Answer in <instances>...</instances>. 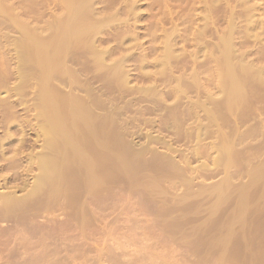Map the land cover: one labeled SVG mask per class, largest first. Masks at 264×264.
Here are the masks:
<instances>
[{
	"label": "rangeland",
	"instance_id": "rangeland-1",
	"mask_svg": "<svg viewBox=\"0 0 264 264\" xmlns=\"http://www.w3.org/2000/svg\"><path fill=\"white\" fill-rule=\"evenodd\" d=\"M66 1L64 0L66 2L64 4L61 0H0V83L2 84L0 97L4 96L2 99L5 101L6 98L10 99L9 103L6 101V107L3 105L6 103L4 101L0 105V194H15L19 198L24 196L33 183L34 176L39 173L37 164L40 165L42 158L46 161H51L50 158L55 159V162L57 159L59 162L61 161L60 168L55 170L52 175L53 183L42 184L43 187H40L39 193L38 190L36 191L37 195L34 193V200L23 202V204L18 203V205L17 203H8L5 198L3 201L6 202L1 199L0 203H4L1 205L5 207L0 205V209H5L10 204V208L19 206L18 208L22 211L17 212L18 215L11 214V217L10 215L9 217H0V264H264V136H262L264 135V88H262L264 87V29H261V27L264 28V0H94L93 4L97 2L94 8L93 5L85 4V2L88 4V0L85 2L82 0L83 3H80L83 4L82 7L84 5L91 6L92 10L95 9L94 11L99 13L95 12L99 21L93 20L92 24L82 18L87 12H83V15L79 13L81 17L78 12L77 15H74V7H77L74 2L81 1ZM68 1H73V3L71 2L72 7ZM90 2L92 1L89 0V4ZM126 2H129L128 5ZM130 3L134 5V10L130 13L122 12V8L125 9L126 5L130 6ZM65 5L66 7H64ZM105 5L106 7H104ZM87 10L91 9L87 8ZM115 12L116 16L113 15L109 18V14ZM90 13L88 12V14ZM207 13L208 15H206ZM246 14L251 15L250 20L248 17L249 21L247 19L244 21V18H247ZM72 15L73 18L77 17L72 19ZM96 15L93 14L94 19H97ZM129 15L132 16V20ZM92 18L89 19L92 20ZM104 18H109L104 22H107L108 26L101 22L104 27L100 25L102 28L99 27L101 29H97L98 32H96L97 24L94 23H100V21H104ZM2 20L4 21L2 22ZM77 21H84L88 27L93 28L92 31L89 28L86 29L87 26L84 22L83 26L86 27L83 28L81 23L78 31L77 26L80 24ZM250 21H256L251 31L254 35L250 31L247 32L248 35L244 32V27ZM12 22L13 24H11ZM64 22L65 24L67 22V25ZM68 23H71L69 29L67 28ZM73 24L77 25L73 27L76 30L70 28ZM105 27L107 28L105 29ZM82 28L83 34L81 35ZM85 29H89L88 32L90 31L91 36L93 35L92 37L95 38H92L96 42L95 44L89 42L91 36L85 32ZM71 30L77 31L78 34L75 32L72 37L70 33L74 31ZM68 31L70 32L65 34V36L68 34L65 37L66 40L69 39L68 43H64L66 41L64 37L63 42L59 41L61 40L60 34ZM69 35L71 38L68 37ZM14 38L21 41L17 39L15 41ZM24 39L26 41L23 42ZM55 39L56 42L53 43ZM253 39L255 40L253 41ZM13 40L14 44L17 41H19L17 44H23H18L20 46L17 45L16 49ZM167 40L171 44L167 45ZM223 40L226 41L221 42ZM32 41H35L37 50ZM27 42H30V45ZM57 42L62 43L58 45ZM225 44L227 46H224ZM92 46L97 48L94 47L96 55L93 54L94 50L91 51ZM230 46L235 50L233 48L228 50ZM164 47L170 48L168 51H173V55L171 52H167ZM4 48L5 50H3ZM14 48L16 51L12 50ZM40 48L45 49V59H48L50 63L53 57V60H57L58 64L55 62L56 60L54 61L57 66L53 62L54 65L53 63L49 64L51 67H47V65L43 68L36 63L34 57ZM98 48L102 51L100 52ZM30 50H34L33 53ZM43 50L39 52L41 53ZM13 51L15 54L18 52L19 58L24 56L20 60ZM9 52L11 53L9 54ZM103 52H105L103 54L105 61L98 56ZM106 53L109 55L107 56ZM165 53L167 54L166 59H164ZM198 54L199 56H197ZM61 58L62 62L64 61L62 64H60ZM98 58L103 62H99ZM33 59H35L34 62ZM120 59L123 61L121 60L119 63ZM116 61L119 66H122L123 75L116 70L119 67ZM101 63L104 66L100 67ZM113 63L116 66V72L111 70L115 66L110 68ZM33 65L38 69L35 67L33 69ZM52 65L55 67L53 68ZM223 66L224 69H222ZM226 68L229 70L227 71ZM118 70L120 71V69ZM15 72L22 74L20 77L22 83L19 82L20 75H15L17 74ZM55 72L56 74H53ZM45 74L48 75L45 76ZM247 74L250 76V80L246 76ZM230 75H233L235 82L242 88L239 94L243 93L244 95L238 96L237 92H232L233 96L230 95L229 89L232 88ZM42 76L47 77V80L50 77V83H53L46 84L49 81ZM257 78L261 82H257ZM252 79H254L253 82ZM41 80L46 83L43 84ZM4 81L6 82L4 83ZM178 81L179 83H177ZM180 83L181 86L178 85ZM43 85L51 86L52 89L50 87L49 90L51 92L48 93L49 87L47 89ZM27 87L28 89H26ZM43 88L47 93L45 90L43 91ZM5 90L6 93L8 90L10 92L8 91L6 95ZM8 94L11 98L14 95L15 97L11 99L7 97ZM16 94L18 95L16 96ZM21 95L22 98L19 99ZM229 96L233 99H231L232 101ZM241 97L244 98L240 99ZM45 98L48 101L51 100L49 101L52 104L51 107H56V99L59 102L58 107L64 105V108L59 107V109L62 108L60 110L54 108L59 111L54 110L58 114L54 113L58 116L57 120L54 115V119L59 121L56 123L66 124L65 126H68V129H72L73 132L77 130L75 134L79 133L78 130L83 131V133L80 132L83 141L78 137L80 133L76 135L77 137L71 132L69 133L74 135H68L70 139L74 136L75 140L72 139L75 141H73L74 144L79 145H74L70 139L66 141L67 143L64 141V146H61L57 141L51 142L52 144L55 142L59 149L68 147L60 150L66 153L62 152V156L65 154L66 157L68 154L69 157H61V151L58 147L56 149V146L54 149V145L52 146L50 141L53 148H49L48 140L45 137L42 138L43 134L41 136L39 133L43 126L47 125L44 123H48L44 119L46 116H43L46 111L43 110V107L46 109L47 103H49ZM17 99L18 101H16ZM228 100L230 105L226 102ZM52 102H56V104ZM10 103L11 105L14 103L15 106H10ZM74 103L78 107L80 106L78 108L80 110ZM7 105L12 109V113L7 109ZM190 106L195 107L191 108ZM232 106H235L236 109ZM2 107H4L3 110ZM5 108L15 117L10 118L12 115L8 117ZM72 108L73 110L77 109L76 116L79 120L76 119L77 117L73 119L75 110H69ZM199 108L201 109L199 110ZM232 109L233 111H231ZM61 110L63 112L65 110V112L63 113ZM69 113H73V116L71 114L69 116ZM81 114L88 115L86 117L84 115L82 118ZM203 114H207L206 117L210 118L204 119ZM88 122L89 125L91 124L92 131L88 128ZM165 123L168 124L165 125ZM7 124L9 125L7 126ZM78 124L80 125L78 126ZM169 124L171 125L168 126ZM60 126L63 127L62 124ZM188 128L191 130L188 131ZM187 132H193L192 136L186 135ZM86 133L88 136L83 137V134ZM222 136L223 138H221ZM86 138L89 142L85 140ZM90 141L93 142L90 143ZM262 143L263 145H261ZM88 149H92V151ZM74 150L77 151H75L76 154L82 151L81 153L85 155L80 158V153L76 156ZM223 150H228L229 153L226 152V155ZM46 155L50 158H47ZM95 156L97 158L94 159ZM2 157L5 159L4 161ZM31 158L32 173L25 174L22 167H26L27 161ZM70 159H73L71 160L73 163ZM225 160L226 162H224ZM120 161L124 164L123 166L119 164ZM77 163L82 164L77 166ZM167 163L174 168L171 169ZM56 165L58 163L55 164V167ZM82 165H84L83 168ZM260 166L261 168L263 166V173L259 170ZM85 170L87 174H85ZM82 171L84 172L83 176H81ZM91 179L96 184L92 183ZM68 186L70 187L68 188ZM92 186L95 188H91ZM11 200L9 201L13 202ZM6 203L8 204L6 205ZM12 204H16V206Z\"/></svg>",
	"mask_w": 264,
	"mask_h": 264
},
{
	"label": "bare ground",
	"instance_id": "bare-ground-1",
	"mask_svg": "<svg viewBox=\"0 0 264 264\" xmlns=\"http://www.w3.org/2000/svg\"><path fill=\"white\" fill-rule=\"evenodd\" d=\"M62 1L64 2V0H61V2H62ZM65 1H66V0H65ZM75 1H76V0H75ZM79 1H81V2H79V3H78V1L74 2V4L77 5V7L74 5V6H75V7H74V8H75V10H74L75 13H74V15H75V14L77 15V12H78V14L81 13L82 15H83V12H85V13L87 12V14H86L87 16L85 15V17H84V15H83V17H82V18H84V21H86L87 23H88V21H90V23H91L93 20H94V21H95V20L97 21L99 17H97L98 15H96V13H98V12L94 11L95 9L92 10L97 2H96L95 4H93V3H94V2H93L94 0H90V1H92V2H90V4H89V0H88V1H87L88 4H87V3L85 2V0H83V2H85L86 5H91V6L93 5V8H92L91 6L86 7V6L84 5V6L86 7V10H85V7H84V6L82 7L83 4H80V3H83L82 0H79ZM95 1H97V0H95ZM98 1H99V0H98ZM116 1H117V0H116ZM66 2H67V1H66ZM66 2H64V4H65ZM71 2L73 3V1H70V2L68 1V3H70V5H71V7H72ZM101 2H102V1H101ZM130 2H131V1H130ZM197 2H198V1H197ZM76 3H77V4H76ZM104 3H105V2H104ZM107 3H108V2H107ZM115 3H117V2H115ZM119 3H120V2H119ZM119 3H117V4H119ZM126 3H127V5H128L129 2H126ZM132 3H133V1H132ZM132 3H130V4H131L130 6H127V5H126V6H125V9L122 8L123 11H122V9H121V11H122V12H125V13H126V12H128V13L132 12V11L134 10V5H133ZM208 3H209V2H208ZM219 3H220V2H219ZM228 3H229V2H228ZM236 3H237V2H236ZM243 3L245 4V2H243ZM243 3H242V5H243ZM61 4H62V3H61ZM121 4H122V3H121ZM121 4H120V5H121ZM10 5H11V4H10ZM62 5H63V4H62ZM113 5H114V4H113ZM252 5H253V4H252ZM6 6H7V5H6ZM6 6H5V7H6ZM67 6H68V5H67ZM96 6H97V5H96ZM108 6H109V5H108ZM110 6L112 7V5H110ZM114 6H115V5H114ZM203 6H204V5H203ZM235 6H236V5H235ZM249 6H250V5H249ZM253 6H255V5H253ZM256 6H257V5H256ZM64 7H66V5H65ZM68 7H70V6H68ZM68 7H67V8H68ZM97 7H98V6H97ZM97 7H96V8H97ZM104 7H106V5H105ZM208 7H209V6H208ZM213 7H214V6H213ZM223 7H224V6H223ZM244 7H246V6H244ZM67 8H66V9H67ZM87 8H88V9L90 8L91 10H87ZM101 8H102V7H101ZM101 8H100V9H101ZM112 8L114 9V7H112ZM118 8H120V7L118 6ZM118 8H117V9H118ZM260 8H261V7H260ZM63 9H64V8H63ZM71 9H73V8H71ZM102 9H103V8H102ZM117 9H116V10H117ZM61 10H62V9H61ZM96 10H97V9H96ZM107 10H108V9H107ZM110 10H111V9H110ZM230 10H231V9H230ZM243 10H244V9H243ZM260 10H261V9H260ZM2 11H3V10H2ZM117 11H118V10H117ZM225 11H226V9H225ZM238 11H239V10H238ZM88 12H89V13L91 12L92 14H91V13L88 14ZM95 12H96V13H95ZM102 12H103V11H102ZM106 12H108V11H106ZM111 12H112V11H111ZM244 12L246 13V11H244ZM85 13H84V14H85ZM100 13H101V12H100ZM112 13H113V12H112ZM112 13H111V14H112ZM125 13H123V14H125ZM133 13H135V12H133ZM133 13H132V15H133ZM136 13H137V12H136ZM241 13H242V12H241ZM72 14H73V13H72ZM93 14L96 15L97 19H94L95 16H93ZM98 14H99V13H98ZM107 14H108V13H107ZM111 14H109V15H110L109 18H111L113 15L116 16V15H115L116 12H115L114 14H112V15H111ZM242 14H243V13H242ZM79 15H80V14H79ZM79 15H78V16H79ZM88 15H89L91 18L93 17L92 20L89 19L90 17H89ZM91 15H92V16H91ZM136 15H137V14H136ZM206 15H208V13H207ZM65 16H66V14H65ZM65 16H64V17H65ZM120 16H121V15H120ZM123 16H124V15H123ZM129 16H130V15H129ZM226 16H228V15H226ZM244 16H245V15H244ZM246 16H247V18H244V21H246V19H247V21H249L251 15H249V14L247 15V14H246ZM246 16H245V17H246ZM66 17H67V16H66ZM75 17H77V16H74V18H75ZM79 17H81V15H80ZM87 17H88L89 20H88V19L85 20V18H87ZM103 17H104V16H103ZM103 17H102V18H103ZM107 17H108V16H107ZM131 17H132V16H130V18H131ZM135 17H136V16H135ZM140 17H141V16H140ZM203 17H204V16H203ZM205 17H206V16H205ZM241 17H242V16H241ZM248 17H249V20H248ZM1 18H2V17H1ZM70 18H71V16H70ZM74 18H73V15H72V19H74ZM82 18H81V21H82ZM109 18H108V19H109ZM121 18H123V17H121ZM208 18H209V17H208ZM257 18H258V17H257ZM259 18H261V17H259ZM259 18H258V19H259ZM77 19H78V18H77ZM108 19H105V18H104V21H103L102 19H100V20H102V21H100V23H99V22H98V23H97V22L94 23V24H97V28H96V30L99 29V27H101L100 25H102V27H104L103 24H105L106 26H108V25L106 24L107 22L104 23L105 20L108 21ZM119 19H120V18H119ZM134 19H135V18H134ZM204 19H206V18H204ZM239 19H240V18H239ZM242 19H243V18H242ZM63 20H64V19H63ZM113 20H114V19H113ZM126 20H127V19H126ZM128 20H130V19H128ZM131 20H132V18H131ZM233 20H234V19H233ZM240 20H241V19H240ZM3 21H4V20H2V22H3ZM64 21H65V20H64ZM81 21H79V22L77 21V23L80 24V25L77 26L76 24H73V26L70 27V28L74 29L73 27H74V25H75V26H77V29H78L79 26L81 27V23H82V26L86 24L84 21H83V22H84L85 24H84L83 22H81ZM98 21H99V20H98ZM109 21H110V20H109ZM111 21H112V20H111ZM115 21H116V20H115ZM134 21H135V20H134ZM203 21H204V20H203ZM206 21H207V20H206ZM2 22H1V23H2ZM13 22H15V21H13ZM13 22H12L11 24H13ZM18 22H19V21H18ZM101 22H103V24H102ZM112 22H114V21H112ZM121 22H122V20H121ZM126 22H128V21H126ZM135 22H136V21H135ZM185 22H186V21H185ZM201 22H202V21H201ZM261 22H262V21H261ZM6 23H7V22H6ZM75 23H76V22H75ZM90 23H89V26H90ZM92 23H93V22H92ZM92 23H91V24H92ZM123 23H124V21H123ZM180 23H181V22H180ZM227 23H228V22H227ZM234 23H235V22H234ZM4 24H5V23H4ZM9 24H10V23H9ZM64 24H65V22H64ZM70 24H71V23H68V27H67L68 29H69V25H70ZM98 24H99V26H98ZM108 24H109V23H108ZM116 24H117V23H116ZM120 24H121V23H120ZM129 24H130V23H129ZM205 24H207V23H205ZM255 24H256V21H255V22H254V21H250V22H248L247 26L244 27V28H245V31H244V32H245L246 34H247V32H249V31L251 32V31L253 30ZM262 24H263V22H262ZM18 25H19V24H18ZM20 25H21V24H20ZM65 25H67V22H66ZM130 25H131V24H130ZM183 25H184V24H183ZM199 25H200V24H199ZM233 25H234V24H233ZM6 26H7V25H6ZM86 26H87V24H86ZM86 26H85V27H86ZM92 26H93V25H92ZM92 26H91V27H92ZM124 26H125V25H124ZM159 26H160V25H159ZM159 26H157V27H159ZM203 26H204V25H203ZM229 26H230V25H229ZM244 26H245V24H244ZM257 26H258V24H257ZM261 26H262V25H261ZM13 27H14V25H13ZM19 27H20V26H19ZM55 27H56V26H55ZM63 27H65V26H63ZM80 27H79V28H80ZM85 27L83 26V28H85ZM93 27H94V26H93ZM102 27H101V28H102ZM133 27H134V26H133ZM205 27H206V26H205ZM230 27H231V26H230ZM238 27H239V26H238ZM5 28H6V27H5ZM7 28H8V27H7ZM10 28H12V27H10ZM14 28H16V26H15ZM67 28H66V29H67ZM83 28H82V30L80 31L81 35L83 34ZM87 28H89L90 31H92L91 29H93V28H90V27H88V26L86 27V29H87ZM101 28H100V29H101ZM106 28H107V27H105V29H106ZM116 28H117V27H116ZM231 28H232V27H231ZM68 29H67V30H68ZM86 29H85V30H86ZM89 29H88V30H89ZM94 29H95V27H94ZM100 29H99V30H100ZM108 29H109V28H108ZM126 29H127V28H126ZM158 29H159V28H158ZM227 29H228V28H227ZM238 29L240 30L241 28H238ZM261 29H264V28L261 27ZM16 30H17V29H16ZM18 30H20V29H18ZM74 30H76V29H74ZM74 30H71V31H74ZM88 30H86L85 32H88ZM131 30H132V28H131ZM183 30H184V29H183ZM185 30H186V29H185ZM205 30H206V29H205ZM233 30H234V29H233ZM11 31H12V30H11ZM62 31H63V30H62ZM78 31H79V29H78ZM90 31H89V32H90ZM114 31H115V30H114ZM171 31H172V30H171ZM208 31H209V30H208ZM241 31H243V30H241ZM256 31H257V30H256ZM256 31H255V32H256ZM69 32H70V31H68V32H63L62 34H60V35H61V36H60V37H61V38H60L61 40H59V41H62V40H63V37H64V40H66L65 37H66L68 34H67L66 36H65V34H66V33H69ZM75 32L77 33V31H74V32L70 33V35L75 34ZM85 32H84V33H85ZM89 32H88V34L91 33V32H90V33H89ZM96 32H98V30H97ZM104 32H105V31H104ZM123 32H125V31L123 30ZM172 32H173V31H172ZM175 32H176V31H175ZM196 32H197V31H196ZM200 32H202V31H200ZM244 32H243V33H244ZM253 32H254V31H253ZM19 33H20V32H19ZM30 33H31V32H30ZM185 33H186V32H185ZM232 33H233V32H232ZM251 33H252V32H251ZM6 34H7V33H6ZM21 34H22V33H21ZM21 34H20V35H21ZM26 34H27V33H26ZM77 34H78V33H77ZM93 34H94V36L96 37L95 33H93ZM99 34H100V33H99ZM99 34H98V35H99ZM162 34H163V32H162ZM168 34H169V33H168ZM203 34H204V33H203ZM208 34H209V33H208ZM248 34H249V33H248ZM248 34H247V35H248ZM252 34L254 35V33H252ZM256 34H257V36H258V33H256ZM22 35H23V34H22ZM24 35H25V34H24ZM70 35H69L68 37H70ZM102 35H103V34H102ZM124 35H125V33H124ZM192 35H194V34H192ZM204 35H205V34H204ZM206 35H207V34H206ZM77 36H78V35H77ZM85 36H87V35L85 34ZM89 36H91V34H90ZM89 36H88V37H89ZM92 36H93V35H92ZM92 36L89 37V39H91V41H89V42H91V44H93V43L95 44L96 42L92 40V38H93V39H95V38L92 37ZM121 36H122V35H121ZM126 36H127V34H126ZM167 36H168V35H167ZM199 36H200V33H199L198 37H199ZM202 36H203V35H202ZM202 36H201V37H202ZM225 36H226V35H225ZM255 36H256V35H255ZM25 37H27V36L25 35ZM25 37H24V38H25ZM35 37H36V35H35ZM35 37H33V38H35ZM72 37H73V35H72ZM75 37H76V36H75ZM79 37H80V34H79ZM81 37H82V36H81ZM124 37H125V36H124ZM191 37H192V36H191ZM196 37H197V36H196ZM203 37H204V36H203ZM228 37H229V36H228ZM20 38H21V37H20ZM31 38H32V37H31ZM31 38H29L30 41H31ZM43 38H44V37H43ZM70 38H71V37H70ZM76 38L78 39V37H76ZM163 38H164V37H163ZM170 38H172V37H170ZM180 38H181V37H180ZM182 38H183V37H182ZM231 38H232V37H231ZM255 38H257V37H255ZM260 38H261V37H260ZM6 39H7V38H6ZM6 39H5V40H6ZM14 39H15V41H16L17 38H14ZM37 39H38V38H37ZM41 39H42V38H41ZM48 39H49V38H48ZM74 39H75V38H74ZM79 39H80V38H79ZM82 39H83V38H82ZM89 39H88V40H89ZM123 39H124V38H123ZM134 39H136V38H134ZM191 39H192V38H191ZM221 39H222V38H221ZM221 39H220V40H221ZM234 39H235V37H234ZM17 40H19V39H17ZM39 40H40V39H39ZM169 40H170V39H169ZM193 40H194V39H193ZM228 40H229V39H228ZM254 40H255V39H253V41H254ZM15 41H14V40L12 41L13 44L15 43ZM19 41H21V40H19ZM19 41H17V42H19ZM22 41L24 42V41H26V40L24 39V40H22ZM44 41H45V40H44ZM50 41H52V40H50ZM68 41H69V39H67L66 41H64V43H66V42L68 43ZM84 41H85V40H84ZM130 41H131V40H130ZM184 41H185V40H184ZM198 41H199V40H198ZM225 41H226V40H225ZM225 41L223 40V41H221V42H225ZM229 41H230V40H229ZM256 41H257V40H256ZM9 42H10V40H9ZM17 42H16V44H14L15 48H16V46H17L18 44H21V43H18V44H17ZM32 42H33V43H32ZM32 42H31V43L34 44L35 41H32ZM38 42H39V41H38ZM41 42L43 43V39L41 40ZM54 42H56V39H55V41H53V43H54ZM62 42H63V41H62ZM62 42H61V43H62ZM80 42H83V41L80 40ZM92 42H93V43H92ZM99 42H100V41H99ZM133 42H134V41H133ZM137 42H139V41H137ZM165 42H166V41H165ZM178 42H179V41H178ZM199 42H200V41H199ZM217 42H218V41H217ZM227 42H228V41H227ZM232 42H233V41H232ZM257 42H258V41H257ZM260 42H261V41H260ZM27 43H28V42H27ZM27 43H24V44L27 45ZM44 43H45V42H44ZM48 43H49V41H48ZM48 43H47V44H48ZM61 43L57 42L58 45L61 44ZM73 43H75V41H73ZM166 43H167V45H168V43H170V42H168V40H167ZM166 43H164L165 46H167ZM174 43H175V42H174ZM228 43H229V42H228ZM22 44H23V43H22ZM22 44H21V45H22ZM36 44H37V42H36ZM47 44H46V45H47ZM55 44H56V43H55ZM55 44H54V46H56ZM84 44H85V43H84ZM88 44H90V43H88ZM170 44H171V43H170ZM175 44H176V43H175ZM182 44H183V43H182ZM191 44H193V43H191ZM239 44H241V43H239ZM28 45H30V42L28 43ZM38 45H39V43H38ZM41 45H42V44H41ZM44 45H45V44H44ZM49 45H50V43H49ZM51 45H52V44H51ZM63 45H64V44H63ZM82 45H83V44H82ZM98 45H99V44H98ZM119 45H120V44H119ZM128 45H129V44H128ZM132 45H133V43H132ZM193 45H194V44H193ZM195 45H196V43H195ZM198 45H199V44H198ZM221 45H222V44H221ZM14 46H13V47H14ZM19 46H20V45H18V47H19ZM34 46H35V44H34ZM54 46H53V47H54ZM71 46H72V44H71ZM90 46H91V45H90ZM90 46H89V47H90ZM170 46H171V45H170ZM175 46H176V45H175ZM175 46H174V47H175ZM191 46H192V45H191ZM200 46H202V45H200ZM224 46H227V44H225ZM228 46H229V44H228ZM11 47H12V46H11ZM13 47H12V48H13ZM35 47H36V50H37L38 47H37V46H35ZM49 47H51V46H49ZM53 47H52V49H53ZM67 47H68V46H67ZM69 47H70V46H69ZM73 47H74V46H73ZM92 47H93V46H92ZM94 47H95V46H94ZM94 47L92 48L91 51L94 50ZM98 47H99V46H98ZM120 47H121V45H120ZM124 47H125V46H124ZM128 47H130V46H128ZM167 47H168V46H167ZM167 47H164V49H165V48L167 49ZM171 47H172V46H171ZM196 47H197V46H196ZM222 47H223V46H222ZM5 48H7V47H5ZM5 48H4L3 50H5ZM15 48L12 49V50H15ZM43 48H44V46H43ZM43 48H42V49L40 48V50H43ZM76 48H78V47H76ZM90 48H91V47H90ZM122 48H123V47H122ZM194 48H195V47H194ZM198 48H199V47H198ZM204 48H205V47H204ZM206 48H207V47H206ZM210 48H211V47H210ZM210 48H209V49H210ZM223 48H224V47H223ZM227 48H228V47H227ZM230 48H233V49H234V47H231V46H230V47L228 48V50H232V49H230ZM236 48H237V47H236ZM16 49H17V48H16ZM26 49H27V48H26ZM31 49H32V48H31ZM62 49H64V48H62ZM69 49H71V48H69ZM95 49H97V48L95 47ZM123 49H124V48H123ZM126 49H127V48H126ZM181 49H182V48H181ZM183 49H184V48H183ZM200 49H201V48H200ZM224 49H226V48H224ZM8 50H9V49H8ZM40 50L38 49V51H36L37 54H36V52H35L36 55H35L34 58H35L36 61H37L36 63H38V65H39V66H42V67H43V66H47V65H48L47 67H51V65L49 66V64H52V63L56 60V59L53 60V59H54V57H53L54 54H53V56H52L53 58H51V59H52V62L50 63L48 59H47V60L45 59V55H44V53L46 52V51L44 52L45 49H44L43 51H41V53L39 52ZM65 50H66V49H65ZM98 50L100 51L99 48H98ZM118 50H119V49H118ZM168 50H170V48L167 49V52H171V51H168ZM193 50H195V49H193ZM198 50H199V49H198ZM201 50H202V49H201ZM234 50H235V49H234ZM15 51H16V50H15ZM15 51H13V53H14ZM17 51H19V50H17ZM30 51H32V50H30ZM33 51H34V50H33ZM33 51H32L31 53H33ZM50 51H51V50H50ZM53 51H54V50H53ZM67 51H68V50H67ZM67 51H66V52H67ZM72 51H73V50H72ZM101 51H102V50H101ZM101 51H100V52H101ZM107 51H108V50H107ZM3 52H4V51H3ZM24 52L27 54L26 51H24ZM24 52H22V54H25ZM38 52L40 53L41 56L38 54ZM69 52H70V51H69ZM97 52H98V51H97ZM114 52H115V51H114ZM119 52H120V51H119ZM119 52H118V53H119ZM165 52H166V51H165ZM167 52H166V53H167ZM172 52H173V51H172ZM172 52H171V54H172ZM195 52H197V51H195ZM4 53H5V52H4ZM4 53H3V54H4ZM10 53H11V52H9V54H10ZM17 53H18V52H17ZM17 53H16V54H17ZM52 53H53V52H52ZM56 53H57V52H56ZM104 53H105V52L100 53V54L98 55V56H100V59H101V58H102V59L104 58V55H103ZM122 53H123V52H122ZM126 53H128V52L126 51ZM166 53H165V55H164V56H165L164 59H166V57H167V54H166ZM181 53H182V52H181ZM183 53H185V52H183ZM190 53H191V52H190ZM197 53H198V52H197ZM199 53H200V52H199ZM243 53H244V51H243ZM14 54H15V53H14ZM16 54H15V55H16ZM45 54H46V53H45ZM47 54H48V52H47ZM50 54H51V52H50ZM50 54H49V55H50ZM58 54H60V53H58ZM93 54L96 55L95 50L93 51ZM97 54H98V53H97ZM101 54L103 55V57H101V56H102ZM106 54H107V56L109 55L108 53H106ZM111 54H112V53H111ZM115 54H116V53H115ZM124 54H125V53H124ZM163 54H164V52H163ZM193 54H194V53H193ZM29 55H31V54L29 53ZM29 55H28V56H29ZM42 55H43V56H42ZM49 55H48V56H49ZM51 55H52V54H51ZM51 55H50V56H51ZM61 55H62V54H61ZM63 55H64V54H63ZM172 55H173V54H172ZM175 55H176V54H175ZM183 55H184V54H182V56H183ZM190 55H191V54H190ZM229 55H230V54H229ZM245 55H246V54H245ZM13 56H14V55H13ZM20 56H21V55H20ZM22 56H24V55H22ZM22 56H21V58H22ZM26 56H27V55H26ZM33 56H34V55H33ZM65 56H66V55H65ZM105 56H106V55H105ZM138 56H139V55H138ZM168 56H170V55H168ZM184 56H185V55H184ZM197 56H199V54H198ZM204 56H205V55H204ZM238 56H239V55H238ZM240 56H241V55H240ZM16 57H18V54L16 55ZM31 57H32V56H31ZM46 57H47V55H46ZM60 57H61V56H60ZM60 57H59V58H60ZM63 57H64V56H63ZM63 57H62V58H63ZM120 57H121V55H120ZM123 57H124V55H123ZM123 57H122V58H123ZM140 57H142V56H140ZM170 57H171V56H170ZM172 57H173V56H172ZM178 57H179V56H178ZM178 57H177V58H178ZM208 57H209V56H208ZM18 58H19V57H18ZM21 58H19V59L21 60ZM24 58H25V57H24ZM28 58H29V57H28ZM55 58H56V57H55ZM62 58H61V63H60V64H62V63L64 62V61L62 62ZM95 58H96V57H95ZM129 58H130V57H129ZM131 58H132V57H131ZM177 58H176V59H177ZM236 58H237V57H236ZM19 59H17V60H19ZM35 59H33V62H34ZM49 59H50V58H49ZM51 59H50V60H51ZM96 59H97V58H96ZM98 59H99V58H98ZM100 59H99V62H101V61L103 62V60L105 61V59H103V60H100ZM111 59H112V58H111ZM111 59H109V60H111ZM123 59H124V58H123ZM169 59H170V58H169ZM173 59H174V58H173ZM173 59H171V60H173ZM193 59H196V58H193ZM193 59H192V60H193ZM17 60H16V61H17ZM20 60H19V61H20ZM30 60H32V59H30ZM94 60H95V59H94ZM94 60H93V61H94ZM121 60H122V59H120L119 63L121 62ZM160 60H162V59H160ZM179 60H181V59H179ZM242 60H244V59H242ZM23 61H24V60H23ZM27 61H28V59H27ZM96 61H97V60H96ZM122 61H123V60H122ZM139 61H140V60H139ZM142 61H143V60H142ZM176 61H177V60H176ZM194 61H195V60H194ZM194 61H192V62H194ZM196 61H197V60H196ZM237 61H239V60H237ZM30 62L32 63V61H30ZM55 62L57 63V60H56ZM55 62H54V63H55ZM58 62H59V61H58ZM155 62H156V61H155ZM160 62H161V61H160ZM163 62H164V60H163ZM171 62H172V61H171ZM16 63L18 64V62H16ZM22 63H23V62H22ZM25 63H26V62H25ZM31 63H30V65H32ZM54 63H53V65H54ZM56 63H55V65H56ZM109 63H110V62H109ZM114 63H115V62H114ZM114 63H113V65H111V66L109 65L110 68L115 66ZM116 63H117V66H119L118 61H116ZM142 63H143V62H142ZM166 63H167V62H166ZM166 63H165V64H166ZM175 63H176V62H175ZM211 63H212V62H211ZM215 63H216V62H215ZM240 63H241V62H240ZM33 64H34V63H33ZM57 64H58V63H57ZM102 64H103V63H101V66H100V64H99V66H100V67L104 66V64H103V65H102ZM110 64H112V63H110ZM157 64H158V63H157ZM172 64H173V63H172ZM227 64L230 65L229 63H227ZM36 65H37V64H36ZM53 65H52V66H53ZM106 65H107V64H106ZM136 65H138V64H136ZM170 65H171V64H170ZM220 65H221V64H220ZM23 66H24V65H23ZM56 66H57V65H56ZM63 66H64V65H63ZM124 66H125V65H124ZM140 66H141V64H140ZM140 66H139V67H140ZM155 66H156V64H155ZM164 66H165V65H164ZM167 66H168V65H167ZM178 66H179V65H178ZM210 66H211V65H210ZM254 66H255V65H254ZM17 67H18V66H17ZM17 67H16V68H17ZM21 67H22V66H21ZM34 67H35V66L33 65L32 68L35 69L36 67H35V68H34ZM37 67H38V66H37ZM47 67L45 68L46 70H47ZM54 67H55V66H53V68H54ZM105 67H108V66H105ZM105 67H104V69H106ZM119 67H120V68H119ZM119 67L116 68V66H115L114 69L112 68L111 70H114V72H116V70H117L119 73L121 72L120 74L123 75L124 73H122L123 71H121V67H122V66H119ZM185 67H186V66H185ZM185 67H184V68H185ZM190 67H191V66H190ZM221 67H222V65H221ZM229 67L232 68V66H229ZM229 67H228V68H229ZM18 68H19V67H18ZM39 68H40V67H39ZM43 68H44V67H43ZM43 68H41V69H43ZM96 68H97V66H96ZM98 68H99V67H98ZM108 68H109V67H108ZM115 68H116V70H115ZM123 68H124V67H123ZM188 68H189V67H188ZM197 68H198V67H197ZM228 68H226L227 71L230 69V68H229V69H228ZM233 68H235V67H233ZM252 68H253V67H252ZM36 69H38V68H36ZM55 69H57V68H55ZM59 69H60V67H59ZM61 69H62V67H61ZM101 69H103V68H101ZM118 69H120V71H119ZM164 69H165V68H164ZM222 69H224V66H223ZM240 69H241V68H240ZM17 70H18V69H17ZM57 70H58V69H57ZM62 70H63V69H62ZM97 70H98V69H97ZM106 70H107V69H106ZM108 70H109V69H108ZM158 70H159V69H158ZM167 70H168V69H167ZM234 70H235V69H234ZM237 70H238V69H237ZM237 70H236V71H237ZM250 70H251V69H250ZM253 70H254V69H253ZM255 70H256V69H255ZM258 70H259V69H258ZM258 70H257V71H258ZM13 71H14V70H13ZM30 71H31V69H30ZM39 71H40V69H39ZM43 71H44V70H43ZM43 71H42V72H43ZM60 71H61V70H60ZM102 71H104V70H102ZM196 71H197V70H196ZM236 71H234V72H236ZM259 71H260V70H259ZM261 71H262V70H261ZM261 71H260V72H261ZM11 72H12V71H11ZM44 72H45V71H44ZM52 72H54V71H52ZM57 72H58V71H57ZM114 72H113V73H114ZM260 72H258L259 75H260ZM15 73H17V72H15ZM15 73H14V74H15ZM19 73H20V70H19ZM19 73L15 74V75L18 76V75H20ZM31 73H32V72H31ZM47 73L50 74L48 71H47ZM169 73H170V71H169ZM221 73H222V72H221ZM227 73H228V72H227ZM243 73H245V72H243ZM248 73H249V71H248ZM252 73H253V72H252ZM256 73H257V72H256ZM261 73H263V72H261ZM37 74H38V73H37ZM48 74H47V75H48ZM53 74H56V72L53 73ZM108 74H109V73H108ZM108 74H107V76H108ZM194 74H195V73H194ZM228 74H229V73H228ZM230 74H231V73H230ZM21 75H22V74H21ZM21 75L19 76V82L21 81L20 83H22V79L20 80ZM23 75H24V74H23ZM31 75H32V74H31ZM42 75H43V74H42ZM47 75L45 74V76H47ZM97 75H98V74H97ZM112 75H113V74H112ZM117 75H118V74H117ZM157 75H158V74H157ZM192 75H193V74H192ZM221 75H222V74H221ZM236 75H238V74H236ZM250 75H251V74H250ZM259 75H257V76H259ZM262 75H263V74H262ZM5 76H6V75H5ZM36 76H37V75H36ZM40 76H41V75H40ZM45 76H42V77H44V79H46L47 77L45 78ZM50 76L54 77L53 75H50ZM55 76H56V75H55ZM146 76H147V75H146ZM153 76H154V74H153ZM168 76H169V75H168ZM244 76H245V75H244ZM246 76H248V77H249V80H250V76H249L248 74H247ZM251 76H252V75H251ZM253 76L256 77L255 75H253ZM38 77H39V76H38ZM42 77H41V78H42ZM52 77H51V80L53 79ZM108 77H109V76H108ZM125 77H126V76H125ZM169 77H170V76H169ZM183 77H184V76H183ZM240 77H241V76H240ZM262 77H263V76H262ZM8 78H9V77H8ZM41 78H39V79H41ZM56 78H57V77H56ZM122 78H123V76H122ZM184 78H185V77H184ZM193 78H194V75H193ZM193 78H192V79H193ZM227 78H228V77H227ZM242 78H244V77H242ZM242 78H240V79H242ZM258 78H259V77H258ZM258 78H257V82H261V81L258 80ZM4 79L6 80V78H4ZM10 79H11V77H10ZM10 79H9V80H10ZM16 79H18V78H16ZM44 79H43V80H44ZM47 79H48V78H47ZM47 79H46V80H47ZM54 79H55V78H54ZM58 79H59V78H58ZM113 79H114V78H113ZM158 79H159V78H158ZM161 79H162V78H161ZM176 79H177V78H176ZM178 79H179V78H178ZM185 79H186V78H185ZM194 79H195V78H194ZM222 79H223V81H224V78H222ZM240 79H239V80H240ZM247 79H248V78H247ZM255 79H256V78H255ZM43 80H41V81H43ZM118 80H119V79H118ZM118 80H117V82H118ZM123 80H124V78H123ZM125 80H127V79L125 78ZM173 80H174V79H173ZM183 80H184V79H183ZM183 80H180V82H182ZM244 80H245V79H244ZM253 80H254V79H252V82H253ZM263 80H264V79H263ZM47 81H49V82L46 83L45 81H43L42 83H43V84H44V83H46V84H51V83H53V82L50 83V77H49V80H47ZM52 81H53V80H52ZM154 81H155V80H154ZM164 81H165V80H164ZM188 81H190V80H188ZM223 81H222V82H223ZM235 81H236V80H235V78L233 77V75H232V76L230 75V84L232 85V88H231L232 90L229 89V88H228V89L231 91V93H230L231 96H233L232 92H233V93H236V92H237V93H238V96H240L241 94H243V93L239 94L240 91H242V90H241L242 88L239 87V85H238ZM1 82H2V81H1ZM5 82H6V81H4V83H5ZM34 82H35V81H34ZM38 82H39V81H38ZM59 82H61V81H59ZM169 82H170V81H169ZM174 82H175V81H174ZM183 82H184V81H183ZM194 82H196V81H194ZM237 82H238V81H237ZM20 83H19V84H20ZM158 83H159V82H158ZM161 83H163V82H161ZM165 83H166V82H165ZM177 83H179V81H178ZM184 83H185V82H184ZM255 83H256V82H255ZM262 83H263V82H262ZM0 84H1V83H0ZM166 84H167V83H166ZM185 84H186V83H185ZM197 84H198V83H197ZM235 84H236V85H235ZM247 84H248V83H247ZM257 84H258V83H257ZM17 85H18V83H17ZM20 85H21V84H20ZM20 85H19V86H20ZM40 85H41V83H40ZM116 85H117V84H116ZM118 85H119V84H118ZM170 85H171V84H170ZM178 85L181 86V83L178 84ZM261 85H262V84H261ZM261 85H259V86H261ZM9 86H10V85H9ZM26 86H27V85H26ZM125 86H126V85H125ZM154 86H155V85H154ZM180 86H178V87L180 88ZM225 86H226V84H225ZM263 86H264V85H263ZM0 87H2V84H1ZM12 87H13V86H12ZM30 87H31V86H30ZM39 87H40V86H39ZM43 87H46V88H47V87H49V86H44V85H43ZM50 87H51V86H50ZM50 87H49V89L47 88V89H48V93L51 92V91L49 92ZM218 87H219V86H218ZM230 87H231V86H230ZM246 87H248V86H246ZM5 88H7V87L5 86ZM121 88H122V86H121ZM189 88H190V87H189ZM226 88H227V87H226ZM236 88H237V89H236ZM262 88H264V87H262ZM3 89H4V87H3ZM7 89H8V88H7ZM16 89H17V88H15V90H16ZM26 89H28V87H27ZM40 89H41V88H40ZM51 89H52V87H51ZM148 89H149V88H148ZM153 89H154V87H153ZM156 89H157V88H156ZM177 89H178V88H177ZM10 90H11V89H10ZM12 90H13V89H12ZM18 90H19V89H18ZM44 90L46 91V89L43 88V91H44ZM146 90H147V89H146ZM150 90H151V89H150ZM238 90H239V92H238ZM8 91H9V90H8ZM8 91H7V93H8ZM13 91H14V90H13ZM175 91H176V90H175ZM175 91H174V93H175ZM181 91H183V90H181ZM223 91H225V90H223ZM230 91H229V92H230ZM234 91H235V92H234ZM243 91H244V90H243ZM256 91H257V90H256ZM9 92H10V91H9ZM16 92H18V91L16 90ZM146 92H147V91H146ZM157 92H158V91H157ZM220 92H222V91H220ZM245 92H246V90H245ZM7 93H6V90H5V94H6V95H7ZM20 93H21V92H20ZM46 93H47V91H46ZM52 93H53V92H52ZM148 93H149V91H148ZM248 93H249V92H248ZM14 94H15V93H14ZM18 94H19V93H18ZM18 94H16V96H17ZM169 94H170V93H169ZM179 94H180V93H179ZM179 94H178V95H179ZM183 94H184V92H183ZM221 94H224V93H221ZM246 94H247V93H246ZM262 94H263V93H262ZM155 95H157V94H155ZM206 95H207V94H206ZM235 95H236V94H235ZM235 95H234V96H235ZM243 95H244V94H243ZM263 95H264V94H263ZM12 96H13V94H12ZM149 96H150V95H149ZM231 96H229V97H230V100L232 99ZM238 96H236V97L239 98ZM3 97H4V96H3ZM3 97H2V98H3ZM7 97H9V94H8ZM13 97H15V95H14ZM13 97H12V98L9 97V98L13 99ZM18 97H19V96H18ZM174 97H175V96H174ZM176 97H177V96H176ZM203 97H204V96H203ZM245 97H246V95H245ZM0 98H1V97H0ZM2 98L0 99V105L3 103V101H4V102L7 101V102L9 103V100H10V99L8 100V98H6L7 100L5 101V99H2ZM20 98H22V95L19 97V99H20ZM43 98H44V97H43ZM52 98H53V97H52ZM158 98H159V97H158ZM207 98H208V97H207ZM212 98H213V97H212ZM222 98H223V97H222ZM225 98H226V97H224L223 99H225ZM243 98H244V97H243ZM243 98L241 97L240 99H243ZM45 99H46V98H45ZM53 99H54V98H53ZM53 99H52V100H53ZM71 99H72V98H71ZM177 99H179V98H177ZM205 99H206V97H205ZM209 99H210V98H209ZM227 99H228V98H227ZM46 100H47V99H46ZM68 100H69V99H68ZM181 100H182V99H181ZM213 100H214V99H213ZM232 100H233V99H232ZM232 100H231V101H232ZM234 100H235V99H234ZM261 100H262V99H261ZM16 101H18V99H17ZM47 101H48V100H47ZM49 101H51V100H49ZM49 101H48V102H49ZM53 101H54V100H53ZM79 101L81 102V100H79ZM204 101H205V100H204ZM241 101H242V100H241ZM259 101H260V100H259ZM7 102H6V103H3L4 107H6L5 105L7 104ZM56 102H57L56 107H55L54 105H53L54 107H51L52 104H51L50 102H49V103L45 102V103H47V107H46V109L41 105V106L43 107V110H44V111L46 110V111H45V114H43V116H44V115L46 116V118H44V119H45L48 123H44V125H46V124H47V125H46L45 127L43 126V129L40 130V132H39V130H38V132L41 133V136H42V134H43V137H42V138L45 137L46 140H48L47 144L49 143V141H50V143H51L52 141H57L58 143H60L61 146H64L65 142H66L68 139H70L68 135L71 134V133H74V134H75V132H77V130L73 132L72 129L70 130V129H68V126H65L66 124L64 125L62 122H60L59 124L56 123V121L58 120V118H57L58 116H56V115L54 114V113L57 114V112L54 111V110H57V109H54V108H58V110H60V109H62V108L59 109V107H63V106H64V105L62 104V106L60 105V106L58 107V103H59V102L57 101V99H56ZM56 102H54V103L52 102V103H53V104H56ZM67 102H68V101H67ZM207 102H208V101H207ZM207 102H206V103H207ZM226 102H228V104H229V100L226 101ZM234 102H235V101H234ZM238 102H239V101H238ZM238 102H237V104H238ZM38 103H39V102H38ZM38 103H37V105H38ZM45 103H41V104H45ZM69 103H70V102H69ZM81 103H82V102H81ZM160 103H161V102H160ZM180 103H181V102H180ZM199 103H201V102H199ZM206 103H203V104H206ZM230 103H233V102H230ZM241 103H243V102H241ZM241 103H240V104H241ZM21 104H22V102L20 103V105H21ZM67 104H68V103H67ZM74 104H75V103H74ZM77 104H78V103H77ZM174 104H175V103H174ZM201 104H202V103H201ZM207 104H208V103H207ZM221 104H222V103H221ZM224 104H225V103H224ZM226 104H227V103H226ZM249 104H250V103H249ZM13 105L15 106L14 103H13L12 105H11V103H10V106L14 107ZM75 105H76V104H75ZM82 105H83V104H82ZM189 105H190V104H189ZM213 105H214V104H213ZM229 105H230V104H229ZM233 105H234V104H233ZM246 105H247V104H246ZM10 106L7 105V107H8L7 109H9L10 112L12 113L13 111H11L12 109L9 108ZM67 106H68V105H67ZM70 106H71V105H70ZM72 106H74V105L72 104ZM76 106H77V105H76ZM76 106H75V108H76ZM195 106H196V104H195ZM195 106H192V107L190 106V107L193 108V107H195ZM216 106H217V105H216ZM224 106H225V105H224ZM247 106H248V105H247ZM0 107H1V106H0ZM4 107H2L1 109L3 110ZM12 107H11V108H12ZM38 107H39V105H38ZM79 107H80V106H79ZM79 107L77 106V109H78ZM165 107H166V106H165ZM176 107H177V105H176ZM198 107H199V106H198ZM205 107H207V106H205ZM208 107H210V106H208ZM226 107H227V106H226ZM230 107H231V106H230ZM232 107L235 108V106H232ZM236 107H237V105H236ZM240 107H241V106H240ZM63 108H64V107H63ZM73 108H74V107H73ZM73 108H72V109H69V110H73ZM188 108H189V107H188ZM188 108H187V109H188ZM210 108H211V107H210ZM227 108H228V107H227ZM234 108H233V109H234ZM237 108H239V107H237ZM7 109L5 108L6 112H7ZM15 109H16V108H15ZM77 109H74V110H75V115H74V116L72 115L74 112H73L72 114L69 113L68 115L70 116V114H71V115L73 116V119H74V117L76 118V117H77V116H76V110H77ZM146 109H147V108H146ZM176 109H177V108H176ZM176 109H175V111H176ZM200 109H201V108H199V110H200ZM206 109H207V108H206ZM233 109H232L231 111H233ZM235 109H236V108H235ZM240 109H241V108H240ZM245 109H247V108H245ZM9 110H8V112H7L8 117H10V116L12 115V114L9 112ZM43 110H42V111H43ZM58 110H57V111H58ZM74 110H73V111H74ZM78 110H80V109H78ZM151 110H152V109H151ZM169 110H170V109H169ZM196 110H198V109H196ZM210 110H211V109H210ZM226 110H227V109H226ZM229 110H230V108H229ZM250 110H251V109H250ZM38 111H39V110H38ZM38 111H37V112H38ZM61 111H62V110H61ZM61 111H60V112H61ZM192 111H193V110H192ZM192 111H191V112H192ZM207 111H208V110H207ZM236 111H237V110H236ZM244 111H245V110H244ZM3 112H4V111H3ZM6 112H5V113H6ZM46 112H47V114H46ZM58 112H59V111H58ZM62 112H63V111H62ZM62 112H61V113H62ZM64 112H65V110H64ZM64 112H63V113H64ZM67 112H68V111H67ZM78 112H79V111H78ZM81 112H82V111H81ZM81 112H80V113H81ZM187 112H188V110H187ZM212 112H213V111H212ZM38 113H39V112H38ZM84 113H85V111H84ZM192 113H193V112H192ZM205 113H206V112H205ZM208 113H209V111H208ZM226 113H227V112H226ZM14 114H15V113H14ZM82 114H83V112H82ZM82 114H81V115H82ZM194 114H196V112H194ZM211 114H212V113H211ZM215 114H216V113H215ZM15 115H16V114H15ZM54 115H55V118H57V120L54 119ZM57 115H58V114H57ZM68 115L66 116V118L68 117ZM77 115H79V114H77ZM84 115H85V114H84ZM84 115H82V118H83ZM86 115H88V114H86ZM86 115H85L84 117H86ZM185 115H186V114H185ZM185 115H184V116H185ZM189 115H191V114H189ZM189 115H188V116H189ZM203 115H204V114H203ZM216 115H217V114H216ZM244 115H245V114H244ZM37 116H38V115H37ZM37 116H36V118H37ZM186 116H187V115H186ZM204 116H205L204 119L210 118V117H206L207 114L204 115ZM219 116H220V115H219ZM236 116H237V115H236ZM12 117H15V116L12 115L10 118H12ZM80 117H81V116H80ZM94 117H95V116H94ZM194 117H195V116H194ZM4 118H5V117H4ZM38 118H39V117H38ZM70 118H71V117H70ZM82 118H81V119H82ZM169 118H170V117H169ZM180 118H181V117H180ZM190 118H191V117H190ZM198 118H199V117H198ZM8 119H9V118H8ZM16 119H17V118H16ZM19 119H20V118H19ZM59 119H60V118H59ZM76 119H78V117H77ZM89 119H90V118H89ZM171 119H172V118H171ZM191 119H192V118H191ZM14 120H15V119H14ZM69 120H70V119H69ZM78 120H79V119H78ZM84 120H86V119H84ZM172 120H174V119H172ZM179 120H180V119H179ZM182 120H183V119H182ZM192 120H193V119H192ZM201 120H202V119H201ZM210 120H212V119H210ZM210 120H207V121H210ZM4 121H5V119H4ZM7 121H8V120H7ZM62 121H63V120H62ZM65 121H68V120L65 119ZM72 121H73V120H72ZM98 121H99V120H98ZM98 121H97V122H98ZM204 121H205V120H204ZM263 121H264V120H263ZM57 122H59V121H57ZM70 122H71V121H70ZM73 122H74V121H73ZM89 122H90V121H89ZM89 122H88V125H89ZM164 122H165V121H164ZM168 122H169V121H168ZM178 122H180V121H178ZM5 123H6V122H5ZM7 123H8V122H7ZM15 123H16V121H15ZM71 123H72V122H71ZM77 123H78V121H77ZM176 123H177V121H176ZM194 123H195V122H194ZM230 123H231V122H230ZM60 124H62L63 127L60 126ZM86 124H87V123H86ZM94 124H95V123H94ZM166 124H168V123H165V125H166ZM8 125H9V124H7V126H8ZM40 125H41V124H40ZM72 125H73V124H72ZM79 125H80V124H78V126H79ZM88 125H87V126H88ZM90 125H91V124H90ZM90 125H89L88 128H89V130L92 131V129H90ZM170 125H171V124H169L168 126H170ZM183 125H184V124H183ZM198 125H199V124H198ZM4 126H5V125H4ZM17 126H18V125H17ZM41 126H42V125H41ZM93 126H94V125H93ZM181 126H182V125H181ZM189 126L191 127V125H189ZM195 126H197V125H195ZM46 127H48V128H46ZM69 127L71 128V126H69ZM171 127H172V126H171ZM197 127H198V126H197ZM39 128H40V127H39ZM39 128H38V129H39ZM41 128H42V127H41ZM65 128H66V129H65ZM91 128H92V127H91ZM172 128H173V127H172ZM172 128H171V129H172ZM185 128H187V127H185ZM7 129H8V128H7ZM23 129H24V128H23ZM73 129H74V128H73ZM77 129H78V128H77ZM101 129H102V128H101ZM166 129H167V128H166ZM198 129L200 130V128H198ZM198 129H197V130H198ZM204 129H205V127H204ZM20 130H21V129H20ZM96 130H97V128H96ZM96 130H95V131H96ZM187 130L189 131V130H191V128H190V129L188 128ZM193 130H195V129H193ZM233 130H234V129H233ZM78 131H79V133H80V132L83 133V131H80V130H78ZM101 131H102V130H101ZM114 131H115V130H114ZM206 131H207V130H206ZM36 132H37V131H36ZM69 132H71V133H69ZM84 132H85V131H84ZM190 132H191V131H190ZM203 132H204V131H203ZM20 133H22V132H20ZM79 133H76L75 135H74V134H71V135H74L75 137H77L76 135L79 134ZM81 133L79 134L78 137H80ZM87 133H89V132H87ZM87 133H86V134H83V137H85V136L87 135ZM90 133H91V132H90ZM106 133H107V132H106ZM263 133H264V132H263ZM91 134H93V133H91ZM100 134H101V133H100ZM108 134H110V133H108ZM108 134H107V135H108ZM185 134H186V135L189 134V137H191V136H192L191 134H193V132H192V133H188V132H187V133H185ZM252 134H253V133H252ZM5 135H6V134H5ZM5 135H4V136H5ZM37 135H38V134H37ZM71 135H70V137H71ZM97 135H98V134H97ZM104 135H105V134H104ZM186 135H185V136H186ZM190 135H191V136H190ZM218 135H219V133H218ZM232 135H233V134H232ZM8 136H9V135H8ZM39 136H40V135H39ZM61 136H62L64 139H63ZM74 136L70 139L72 142L75 140V139H74ZM81 136H82V135H81ZM87 136H88V135H87ZM87 136H86V137H87ZM92 136H93V135H92ZM94 136H95V134H94ZM94 136H93V137H94ZM109 136H110V135H109ZM125 136H126V135H125ZM225 136H226V135H225ZM262 136H264V135H262ZM9 137H10V136H9ZM102 137H103V136H102ZM122 137H123V136H122ZM198 137H199V136H198ZM6 138H7V137H6ZM61 138H62V139H61ZM221 138H223V136H222ZM229 138H230V137H229ZM72 139H74V140H72ZM80 139H81V137H80ZM98 139H99V138H98ZM115 139H116V138H115ZM44 140H45V139H44ZM70 140H69V141H70ZM81 140L83 141L84 139L82 138ZM85 140H88V139L86 138ZM107 140H109V139H107ZM112 140H113V139H112ZM2 141H3V140H2ZM21 141H22V140H21ZM64 141H65V142H64ZM79 141H80V140H79ZM103 141H105V140H103ZM103 141H102V142H103ZM236 141H237V140H236ZM3 142H4V141H3ZM74 142H75V141H74ZM74 142H73V144H74ZM76 142H77V140H76ZM88 142H89V140H88ZM92 142H93V141H92ZM92 142L90 141V143H92ZM98 142H100V141H98ZM107 142H108V141H107ZM21 143H22V142H21ZM50 143H49L48 145H50ZM66 143H67V142H66ZM68 143H71V142H68ZM81 143H82V142H81ZM113 143H114V142H113ZM263 143H264V142H263ZM263 143H262L261 145H263ZM0 144H1V143H0ZM51 144H52V143H51ZM76 144H77V143H75L74 145H76ZM84 144H85V143H84ZM114 144H115V143H114ZM53 145H54V149H55V146H56L57 144H56L55 142H53L52 146H53ZM69 145H71V144H69ZM77 145H79V144H77ZM100 145H101V144H100ZM106 145H107V144H106ZM261 145H260V146H261ZM46 146H47V145H46ZM61 146H60V147H61ZM71 146H72V145H71ZM94 146H95V145H94ZM94 146H92V147L94 148ZM97 146H98V145H97ZM111 146H112V145H111ZM114 146H115V145H114ZM221 146H222V145H221ZM227 146H228V145H227ZM48 147L50 148L51 145L48 146ZM48 147H47V148H48ZM57 147H58V149H59V146H56V149H57ZM65 147H66V146H65ZM65 147H61L60 149H63V148H65ZM73 147H75V146H73ZM73 147L71 148L72 150H73ZM83 147H84V145H83ZM215 147L217 148V146H215ZM256 147H257V146H256ZM263 147H264V146H263ZM52 148H53V147H51V149H52ZM66 148H68V147H66ZM93 148H92V149H93ZM95 148H96V146H95ZM98 148H99V147H98ZM223 148L225 149V147H223ZM227 148H228V147H227ZM258 148H259V147H258ZM43 149H44V148H43ZM60 149H59V150H60ZM74 149H75V148H74ZM86 149H87V147H86ZM92 149H90V150L92 151ZM96 149H97V148H96ZM104 149H106V148H104ZM108 149H109V148H108ZM228 149H230V148H228ZM1 150H2V149H1ZM63 150H64V149H63ZM67 150H69V149H67ZM76 150H77V149H76ZM76 150H74V152H75ZM78 150H80V149H78ZM84 150H85V149H84ZM88 150H89V149H88ZM90 150H89V151H90ZM101 150H102V149H101ZM144 150H146V149L144 148ZM230 150H232V148H231ZM258 150H259V149H258ZM18 151H19V150H18ZM60 151H61V150H60ZM60 151H59V152H60ZM89 151H87V152L90 153ZM99 151H100V150H99ZM102 151H103V150H102ZM111 151H112V150H111ZM219 151H221V150H219ZM223 151H224V150H223ZM227 151H228V150H227ZM227 151H224V153H226ZM2 152H3V151H2ZM55 152H56V151H55ZM62 152H64V151H61V153H60V154H61V157H63V156L65 157V154H66V153L64 152L65 154L62 156V154H63ZM76 152H77V151H76ZM76 152H75V155H76V156H77V154L80 153V155H81L80 158H82V155H83V156L85 155V154H82V153H81L82 151H79V153H77V154H76ZM96 152H97V151H96ZM103 152H104V151H103ZM116 152H117V151H116ZM231 152H232V151H231ZM67 153H68V151H67ZM97 153H98V152H97ZM114 153H115V152H114ZM140 153H141V152H140ZM217 153H218V152H217ZM227 153H229V152H227ZM227 153H226V155H227ZM2 155H3V154H2ZM69 155H70V154H69ZM71 155H72V154H71ZM75 155H74V156H75ZM80 155H79V156H80ZM91 155H92V154H91ZM91 155H88V156H91ZM95 155H96V154H95ZM101 155H102V154H101ZM118 155H120V154H118ZM43 156L45 157V155H43ZM46 156H47V155H46ZM67 156H68V154H67ZM67 156H66V157H67ZM76 156H75V158L78 159V157H76ZM96 156H98V155H96ZM96 156L94 157V159L97 158ZM29 157H30V156H29ZM66 157H65V158H66ZM68 157H69V156H68ZM70 157H73V156H70ZM99 157H100V156H99ZM114 157H115V156H114ZM239 157H240V156H239ZM14 158H15V156H14ZM14 158H13V159H14ZM17 158H18V157H17ZM40 158H41V157H40ZM40 158H38L39 161H40ZM45 158H46V157H45ZM47 158H50V157L47 156ZM92 158H93V157H92ZM92 158H90V159H92ZM135 158H136V157H135ZM220 158H221V157H220ZM226 158H227V156H226ZM2 159H3V157H2ZM7 159H8V158H7ZM38 159H37V160H38ZM56 159H57V158H56ZM63 159H64V158H63ZM231 159H232V158H231ZM231 159H230V160H231ZM4 160H5V159H3V161H4ZM20 160H21V159H20ZM27 160H28V159H27ZM42 160H44L45 162L42 161ZM42 160H41L42 162L40 161V165H39V163L37 164V163L35 162L36 160L34 161V162L38 165L37 168L39 169V170H38L39 173H37L36 176H34V181H33V183L31 184V186H30V188H29V190L27 191V193H26L24 196H22V197L19 198V197H17L15 194H14L15 196H14V195H11V194H10V195H9V194H8V195H4V194L2 195V194H0V201H1V199H2V201H3L4 198H5V200L7 199L6 201H7L8 203H13V204H14V203H17V204H18V203H19V204L22 203V204H23V202H26V201H32V200H34V198H33V196H35L34 193H36L37 190H38L37 192L39 193V190H41L40 187H43V186H41L42 184L47 183V182H51V183H53V182L51 181V180L53 179V176H52V175H53V173L55 172V170L57 171V170L60 168L59 163H60L61 161L59 162L58 159L56 160V162L58 163V165H56V167H57V168H56V167H55V164H57V163L55 162V159L50 158L51 161H46L45 159L42 158ZM48 160H49V159H48ZM52 160L54 161L53 163H55V164L52 163ZM60 160H61V159H60ZM67 160H68V159H67ZM71 160H73V159H70V161H71ZM81 160H83V159H81ZM100 160H101V159H100ZM110 160H111V157H110ZM119 160H120V159H119ZM218 160H219V159H218ZM218 160H217V161H218ZM8 161H9V160H8ZM18 161H19V160H18ZM97 161H98V160H97ZM111 161H112V160H111ZM121 161H122V160H121ZM121 161H120L119 164H121V166H123V165H124V164H122L123 161H122V163H121ZM124 161H125V160H124ZM9 162H10V161H9ZM13 162H14V161H13ZM13 162H11V163H13ZM15 162H16V161H15ZM75 162H76V161H75ZM82 162H83V161H82ZM90 162H91V161H90ZM92 162H93V161H92ZM100 162H101V161H100ZM100 162H99V163H100ZM116 162H117V161H116ZM118 162H119V161H118ZM167 162H168V161H167ZM218 162H219V161H218ZM224 162H226V160H225ZM16 163H17V162H16ZM65 163H69V162H65ZM71 163H73V162L71 161ZM87 163H88V162H87ZM96 163H97V162H96ZM169 163L171 164L172 161L169 162ZM169 163H167V165H170ZM227 163H231V162H227ZM18 164H19V163H18ZM27 164H28V165H26V167H24V166L22 167V168H23V172H25V174H26V173H30V172L32 173V168H33L32 158H31L29 161H27ZM36 164H34V166H35ZM75 164H76V163H75ZM81 164H82V163H81ZM81 164H80V165H81ZM84 164H85V163H84ZM12 165H14V164H12ZM12 165H11V166H12ZM37 165H36V166H37ZM78 165H79V163H77V166H78ZM80 165H79V166H80ZM85 165H86V164H85ZM7 166H9V165L7 164ZM15 166H16V165H15ZM15 166H14V167H15ZM19 166H20V165H19ZM69 166H70V165H69ZM83 166H84V165H82V168H83ZM90 166H91V164H90ZM90 166H89V167H90ZM94 166H95V165H94ZM118 166H119V165H118ZM130 166H131V165H130ZM171 166H172V165H170V167H171ZM12 167H13V166H12ZM12 167H10V168H12ZM64 167H65V166H64ZM67 167H68V166H67ZM96 167H97V165H96ZM131 167H132V166H131ZM22 168L20 167V169H22ZM55 168H56V169H55ZM70 168H71V167H70ZM80 168H81V167H80ZM91 168H92V167H91ZM116 168H117V167H116ZM125 168H126V167H125ZM172 168H174V167H171V169H172ZM258 168H259V167H258ZM260 168H261V166H260ZM262 168H263V166H262ZM262 168L259 169V170H261V172H262V170L264 169V168H263V169H262ZM13 169H14V168H13ZM15 169H16V168H15ZM20 169H19V171H20ZM63 169H64V168H63ZM72 169H73V168H72ZM77 169H79V168H77ZM93 169H94V167H93ZM101 169H102V168H101ZM120 169H122V168H120ZM126 169H127V168H126ZM177 169H178V168H177ZM11 170H12V169H11ZM86 170H87V169H86ZM86 170H85V171H86ZM116 170H117V169H116ZM173 170H174V169H173ZM8 171H9V170H8ZM38 171H37V172H38ZM87 171H88V170H87ZM87 171L85 172V174H87ZM120 171H121V170H120ZM254 171H255V170H254ZM257 171H258V170H257ZM14 172H15V171H14ZM14 172H13V173H14ZM16 172H17V171H16ZM16 172H15V173H16ZM72 172H73V171H72ZM72 172H71V173H72ZM82 172H83V171H82ZM93 172H94V171H93ZM123 172H124V171H123ZM125 172H126V171H125ZM176 172H177V171H176ZM239 172H240V171H239ZM255 172H256V171H255ZM263 172H264V171H263ZM263 172H262V173H263ZM57 173H58V172H57ZM63 173H64V171H63ZM68 173H69V170H68ZM126 173H127V172H126ZM258 173H259V172H258ZM258 173H257V174H258ZM78 174H79V173H78ZM83 174H84V172L81 174V176H83ZM253 174H254V173H253ZM19 175H20V174H19ZM21 175H22V174H21ZM23 175H24V173H23ZM70 175H72V174H70ZM75 175H76V174H75ZM75 175H74V176H75ZM79 175H80V174H79ZM51 176H52V177H51ZM87 176H88V175H87ZM255 176H257V175H255ZM259 176H261V175H259ZM17 177H18V176H17ZM55 177H56V176H55ZM90 177H91V176H90ZM1 178H2V177H1ZM19 178H20V177H19ZM61 178H62V177H61ZM71 178H72V177H71ZM258 178H260V177H258ZM66 179H67V178H66ZM253 179H254V178H253ZM79 180H80V179H79ZM85 180H86V179H85ZM67 181H68V179H67ZM70 181H71V180H70ZM74 181H75V179H74ZM91 181H92V179H91ZM93 181H94V180H93ZM93 181H92V183L96 184L95 181H94V182H93ZM97 181H98V180H97ZM68 182H69V181H68ZM101 182H102V181H101ZM4 183H5V182H4ZM72 183H73V181H72ZM90 183H91V182H90ZM55 184H56V182H55ZM60 184H61V183H60ZM94 184H92V185H94ZM46 185H47V184H46ZM61 185H62V184H61ZM64 185H65V184H64ZM66 185H67V184H66ZM69 185H70V184H69ZM81 185H82V183H81ZM15 186H16V185H15ZM44 186H45V185H44ZM70 186H71V185H70ZM70 186H68V188H69ZM72 186H73V185H72ZM78 187H79V186H78ZM87 187H88V186H87ZM89 187H90V186H89ZM20 188H21V187H20ZM44 188H45V187H44ZM46 188H47V187H46ZM91 188H95V187L92 186ZM91 188H90V189H91ZM48 189H49V188H48ZM88 189H89V188H88ZM62 190H63V189H62ZM66 190H67V189H66ZM85 190H86V189H85ZM92 190H94V189H92ZM58 191H60V190H58ZM64 192H65V191H64ZM13 193H14V192H13ZM51 194H52V192H51ZM53 194H54V193H53ZM36 195H37V193H36ZM8 199H9V200L12 199L11 201H13V202H10ZM5 200H4L3 202H6ZM8 203H6V205H7ZM31 203H32V202H31ZM1 204H4V203L1 202L0 205H1ZM13 204H12V205H13ZM19 204H18V205H19ZM32 204H33V203H32ZM29 205H30V204H29ZM1 206H2V205H1ZM1 206H0V208H1ZM10 206H11V205L9 204V207H8V205H7V206H6L7 208H5V209L2 208V209H0V217H1V218H2V217H9V215H10V217H11V214L13 215V213L18 215L17 212H21V211H22L21 209L18 208L19 206H17L16 208H15V207H11V208H10ZM13 206H16V204L13 205ZM26 206H27V204H26ZM30 206H31V205H30ZM30 206H29V207H30ZM2 207H5V206L3 205ZM31 207H32V206H31ZM24 209H25V208H24ZM29 210H30V209H29ZM31 211H33V209H31ZM31 211H30V212H31ZM27 213H28V212H27ZM28 214H29V213H28ZM24 215H25V214H24ZM14 216H16V215H14ZM20 216H22V215H20ZM30 217H31V216H30ZM19 218H20V217H19ZM14 219H15V218H14ZM17 220H18V219H17Z\"/></svg>",
	"mask_w": 264,
	"mask_h": 264
}]
</instances>
